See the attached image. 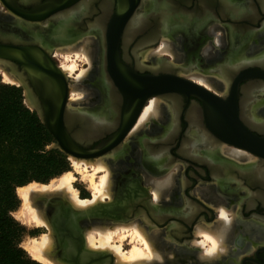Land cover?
Segmentation results:
<instances>
[{
	"label": "flooded vegetation",
	"instance_id": "af4514ba",
	"mask_svg": "<svg viewBox=\"0 0 264 264\" xmlns=\"http://www.w3.org/2000/svg\"><path fill=\"white\" fill-rule=\"evenodd\" d=\"M149 2H152L153 5L147 10ZM80 3L88 5L85 12L79 15L77 19H73L70 25H65L62 31H59L61 27L59 26V16L62 14L60 12L71 6L74 8ZM66 4L68 6L64 8ZM225 5L227 11L224 13ZM118 6L125 8L121 14L116 12ZM242 9L249 10L248 12L251 11L252 15L248 16L244 12L240 15L237 14ZM23 10L27 11L28 17L22 16L21 12ZM159 11L164 12L159 13ZM145 14L147 15L146 26L141 30H135V33L131 35L132 37H128L129 40H126V35L131 33L126 29L128 21ZM160 14H166L168 19L172 20L177 26H182L181 28L184 30L175 31L171 37H167L175 48L178 58L169 59L164 56L165 53L154 54L159 42L162 39H167L164 32L161 31L162 28L158 25L162 19ZM96 21L97 23L100 22L102 28L97 33L90 28L92 23ZM113 21H120L122 26L118 45V59L122 63V68L119 67L118 59L112 56V48H109L106 41L107 36L111 35L108 29H110ZM214 27H218L219 30L213 31ZM263 29L264 8L262 0H0V37L6 39L5 41L0 39V44L13 46L22 54L21 57L24 56L29 62H43L47 76L55 79L56 83H61L66 79L69 98L71 78L70 74L63 70L61 62L64 57L62 58L60 52L71 47V49H79L80 46L78 45L85 37H93L97 40L92 64L87 71V75L83 77V82L88 87L87 94L91 93L90 99L79 101V103L73 105L76 106L75 110L78 107L91 113L96 111L106 114L112 113L111 124H99L97 134H101V137L90 144L89 147L91 148L102 141L109 140L122 127H126L125 135L121 141L115 144L103 158L106 159L105 161L112 170L113 192L110 198L102 202L106 203L110 200H117L119 197L122 198V202H126L129 206L126 213L129 210L137 211L142 216L137 218L141 219L146 225L148 232L151 235H154L156 231L159 233V235L157 233L156 242L164 260L154 259L152 264H158L156 262H159V264H199L200 262H202L200 264H211L212 260V264H264V170L260 175L252 170V167H256V164L264 165V160L257 158L237 159L221 151L219 145H221V149L222 146H233L220 143L212 131L205 127L206 121L202 113L204 103L194 96H190L188 99L183 94H179L177 97L172 95V99L170 97L166 99L157 97L160 98L159 102H161V114L156 117L152 116L149 121H146L147 123H144V127L142 126L138 132L134 133V126L138 123L137 121L144 112V108H147L151 99L156 96L147 99L133 97L131 92H134L133 88H136L133 84L129 85L131 89L127 93V97L119 96L117 94L119 93V87L113 85L109 80L111 75L110 71L107 72V69L113 68L112 70H117L118 74L133 80L137 79L135 75L147 76L154 74L155 71L157 74L167 76L174 75L177 72L178 75L198 83L195 78L197 75L215 78L214 76L218 72L210 71L208 67L213 62L220 60L218 55L221 54L222 56L229 48L240 50V52L244 51L240 54L241 57L251 58L260 55L259 53L264 49ZM55 33H57L56 36ZM147 37L149 38L147 39ZM98 40H101V43ZM141 42L144 43L141 45ZM207 49H212L211 54L216 56L206 53ZM149 55L150 57H148ZM155 56L165 65L162 66L163 64H161V67L150 66L158 60ZM144 57L147 59H144ZM248 60L233 70L232 74L230 73V76L227 77L228 81L226 80L228 82L227 87L223 91H219L220 93H215L224 97V94L229 90L231 79H235L241 74L247 75L248 78L240 80L237 86L241 122L252 133L264 138V126L256 125L248 118L249 114L251 115L250 107L254 102L253 100L252 102L249 101L253 95L257 100L262 98L260 87L264 86L263 76L259 74L249 76L253 73L252 70L255 73L264 71V63ZM139 61H143L146 65H140ZM12 64L14 66H11L8 70L21 83L22 65L15 61ZM23 73L27 77L26 83L32 86V80L27 76V73ZM102 74L109 86L105 90L101 83ZM260 106L264 108V102ZM171 110L176 112L175 127L167 137L163 138L160 134L169 125ZM191 115H196L194 121H192ZM132 118L134 120L131 123ZM193 129L207 134L214 144L217 143L215 144L217 152L223 159L220 161L221 166L216 165L213 168L211 163L201 157L200 152L202 153V150L198 151L199 155L184 152L188 136ZM112 150H115V153L112 154ZM144 152L147 155L161 153L166 161L165 166L161 169L158 168L153 161L145 157ZM175 166L180 167L177 172H175ZM172 169L175 173L174 182L166 186L163 197L158 202H154L151 182L160 179ZM217 176L219 177L217 178ZM40 201L44 204L47 219L52 226V223H54V228H56L58 259L65 262V258L71 252L72 255L79 254L81 244L79 230H81L83 236V230L87 225L83 222L75 224L72 221L58 223V216L64 214L68 205H71L63 196L50 203L43 199ZM219 204L224 205L226 212L229 214L226 213L227 220L224 221L230 229L227 233L229 236L227 235L225 239L227 241H224L223 244L227 249L220 250L219 256L217 254L215 256L207 254V251H205L208 249L209 244L202 247L198 245L199 243L195 245L194 243L203 239V236L197 233L199 226L213 230L223 221L220 219ZM156 218L158 219L156 220ZM61 234H66L70 244L69 248L60 245ZM75 243L78 245H75ZM178 246L180 249H178ZM86 248L88 249L87 246ZM224 250L227 252L224 253ZM163 252L165 253L163 254ZM202 252L203 255L206 254L203 259H201ZM82 254H85V251ZM114 261L113 255L105 256L101 264H116ZM208 261L211 263H208Z\"/></svg>",
	"mask_w": 264,
	"mask_h": 264
},
{
	"label": "bare ground",
	"instance_id": "6f19581e",
	"mask_svg": "<svg viewBox=\"0 0 264 264\" xmlns=\"http://www.w3.org/2000/svg\"><path fill=\"white\" fill-rule=\"evenodd\" d=\"M149 5L147 7V10L153 5L152 2H149ZM262 6L264 8V0H262ZM87 7H88L87 4L80 3L78 6H76L74 8L71 6V7H68L67 9L63 10L62 12H60L62 14L59 16V22H60L59 26H61L59 31H62V29H64L65 25H67V24L70 25L71 21L73 19H77V17L79 15H81L83 12H85ZM164 11H159V13L164 12ZM226 11H227V6L225 5L224 6V13ZM248 11L249 10L246 11V10L242 9V11L237 12V14L240 15V13L244 12V14H247L248 16L252 15V12L251 11L248 12ZM160 15H161L162 19L160 20L158 25L162 28L161 31H162V33L164 32L166 38L167 37L168 38L171 37L175 31H178V30L179 31H184L181 28L182 26H177L176 24H174V22L172 20H170V19H168L166 17V14H164V15L160 14ZM146 18H147V15L145 14V15L139 16L136 19L133 18L130 21H128L126 29L128 30V32H131V33L126 35V37H125L126 40H129L128 37H132L131 35L135 33V30H137V29L141 30L143 27L146 26V23H145ZM56 20H57V18H56ZM77 22H79V21H77ZM99 23H97V21L95 23L93 22L91 27H90L91 29L95 30V33H97L98 31L102 30L101 25ZM71 28H72V26H71ZM212 30L213 31L219 30V28L218 27H214ZM57 33H55V36L57 35ZM67 35H69V34H67ZM148 38L149 37H147V39ZM168 38L167 39H163L162 40L163 42H160L162 44L159 47H157V49H155L154 54L155 55H160L162 53L163 54L164 53H169L173 57L178 58V56H177L178 54L175 51V48L171 44L170 40H168ZM98 41L101 43V40H98ZM147 41H150V40H147ZM143 43L144 42H141L140 44L142 45ZM78 46H80L79 49H81V50H78V48L77 49L76 48L71 49L72 48L71 47V48H68V49H63L60 52V55L62 56V58L64 57V60L65 59H70L71 60V62H70L71 64L70 65L66 66L64 64V66H63L64 72L66 71L70 75H71V72H73L76 69V67H77V61L76 60H79V59H77L80 56L79 54L82 53L83 55L82 54L81 55L83 56L84 60H86L87 62L92 64V58L95 55V51H96L97 40H95L93 37H85L84 39H82L81 43ZM80 51H81V53H80ZM206 53L211 54L212 53V49H207ZM242 53H244V51L240 52V50H234L233 48H229V50H227L222 56H221V54L218 55L219 56L218 58L220 60H218L216 62H213V64H211L208 67L210 69V71H217L218 72V73H216L217 77L214 76L215 78H208L206 76H198L196 74L197 75L196 77L198 78L197 79L198 83H201L202 85H204L208 89H215V90H218V91H221V90L223 91L225 89V87H227V85H228L227 77L230 76V73L232 74L233 70H235L239 66H241V64L243 62H245V61L247 62V61H249L248 59H250V60H254V61H257V62L264 63V49H262L261 53H259L260 55L252 56L251 58L241 57L240 54H242ZM211 55L216 56L214 54H211ZM148 57H150V55ZM156 58L158 59V57H156ZM242 58H243V60H242ZM139 64L140 65L144 64V66L146 65V63H144L143 61H139ZM154 64L152 63V65H150V66H154V67L160 66L161 67V64H163L162 66L165 65L159 59ZM101 71H102V69H101ZM86 72L87 71H82V70L79 72L81 74L76 76V78L78 77L77 81H76L78 83H77L76 86H73V87H75L77 89H80V90L82 89L78 84H80V82L82 81V78L87 75ZM0 74L3 76V78H2L3 81L10 82V83L11 82L15 83L17 81V78L15 76H13L9 72L8 68L3 63H0ZM213 74H214V72H213ZM193 75L195 76V74H193ZM194 76H192V77H194ZM101 81H102L101 83L103 85L104 90L107 87H109L107 85L108 83H107L104 75L101 76ZM42 85L47 86V87H52L51 81H49V80H44L42 82ZM260 88H261L262 98L257 100V98H255V95H253L251 97L249 102H252V100L254 102H253V104L250 107L251 115L249 114L248 118L254 124H256V125L260 124L261 126H264V115H263L264 108L262 106H260V104H262L264 102V86L262 85ZM72 90H73V88H72ZM85 92H88V91H85ZM117 94H119V93H117ZM70 95H72V94H70ZM78 95L80 96L81 94H78ZM90 95H91V93H89V94L86 93L82 97H79V98L77 97V99L75 97V99L77 100V102L83 101V100L88 101L90 99ZM72 97H74V96H72ZM106 98H107V96H106ZM170 98L172 99V97H170ZM159 99L160 98H157V97L152 98L151 101L149 102L150 105L147 108H144L145 109V110H143L144 112L141 114V116L139 115L140 118L138 119L139 121H137L138 123L136 124V126H134V129H133L134 133L138 132V130L141 129V127L143 125H145L144 123L146 121H149V119L152 116L156 117V116L161 114V112H160V103L161 102H159L160 101ZM173 99H175V98H173ZM70 100L73 101L74 99L72 100V98H71ZM70 100H69V102H70ZM259 111L262 113V115H261V113ZM169 115H170L169 116V125H168L167 129L164 132H162V134H160V135H162L161 137H163V138L167 137L169 132L172 129H174V127H175L176 112L174 110H171ZM191 116H192L191 117L192 121H194V118L196 117V115H191ZM70 118L74 122H77V123L80 124V126H82V131L85 132L86 135L95 136V135H97V131H99V124H101V125H109V124H111V122H112V113L109 112V114H106V113H102V112H99V111H96L95 113H91V112H89L87 110H81V109H79L77 107L76 110L70 115ZM113 119H114V117H113ZM153 119L156 120V118H153ZM156 121H158V120H156ZM215 144H217V143H215ZM215 144L213 143V140L207 134L202 133V132H200V131H198L196 129H193L190 132L189 136H188V140H187L184 152H189V153H194V154L197 153L196 155H199L198 151L202 150V153L200 152L201 157H203L205 160H207L209 163H211V165L214 168L216 165H220V166L222 165L220 163L222 158L219 156V154L217 152L218 150H217V147L215 146ZM222 145H224V144H222ZM219 146H220L219 148H220L221 151H224L225 154L231 155L234 158H237V159H240V158L253 159L254 158V157H252L251 154H249V153H247L245 151L237 150L234 147H227V146L223 147L222 146V149H221V145H219ZM146 148L148 150H150L148 147H146ZM144 154H145V157L147 159H150L151 161H153V163L158 168L161 169V168H163L165 166L166 161L162 157L161 153H157L156 155H151V154L147 155L144 152ZM106 158H108V157H106ZM71 160H72L71 162H72L73 170H68V171L64 172L58 178L53 179L50 183L46 184V183L31 182V183H28L26 185L19 186L18 189H17L18 196L23 201L22 202L23 203V207H22L23 209H21V212H19V214L17 215V218L21 219L23 222H26V224H34L36 226H41V227L43 226V227H46V228L49 229V233L48 234H41L40 237L37 236V237L32 238L31 242L27 243V245L25 246V248L28 250V252L31 255V257L34 258L35 260L41 262L42 264H68V263L62 262L61 260L58 259V253H57V251H58L57 243L58 242L56 241V239L54 237V232L51 229V224H50L49 220L47 219V216H46V213H45L44 204L42 203V201H40L42 199V197H47V196H51V195H61L74 208L81 209V208H86V207H89L91 205H94V204H97L99 202H102L104 197H107V196L111 197L112 196L111 195L112 192H113L112 188H111L112 187V182H113L112 170H111V167L109 166V164L107 163V161H105L106 159L104 160L103 157H100V158H98V160L96 159L95 161L91 162V161H87L85 159H77V158L71 157ZM169 163H171V162H169ZM173 164L175 165V163H173ZM259 167H261L262 169L259 168ZM177 168H179V166H175V169H177ZM173 170L174 169L168 171V173L165 174L160 179L153 180L151 182L152 185H153V189H151V190L153 191L152 193L154 195V198H153L154 202L155 201L158 202V200H160L163 197L162 196L163 193H164L163 191H165L166 186H168V185H170L171 183L174 182L175 173H174ZM252 170L257 175H260L262 173V170H264V165L256 164V167H252ZM101 172H103V174L100 175L98 177V180H97L96 179L97 178V174L101 173ZM77 174H80L83 177L82 180L86 179L88 181V183L90 185V188L92 189V191H91L92 192V198L91 199L90 198H82V197H80L78 190L74 186V182L77 181L76 180L77 179V177H76ZM218 177L219 176H217V178ZM224 180L226 181L227 179H224ZM149 181H150V179H149ZM172 187H174V186H172ZM169 188H170V186H169ZM210 194H211V192H210ZM118 196H120V195H118ZM212 205H213V203H212ZM218 208H219V214H220V217H221L220 219H222L223 221H221L218 224V226L216 227V229H213V230L210 229V228L206 229L204 227L199 226L197 228V233L201 234L203 236V239L200 240V241H198L196 239L198 241V242L196 241V243L193 242L194 240L192 241L194 243V245L199 243L198 245H201L202 247L205 244H209L208 249H212L214 247L213 242H215L214 251L210 254V255H215V256H216V254L218 255L220 250L223 251V249L226 248V247H224L223 244H224V241L226 239V236L227 235L229 236V234H227V233L229 231L228 229H230V227L228 228L227 223L224 221L225 219L221 215L222 212L226 216L228 214L226 212V210H225V206L219 204ZM174 213H176V212H174ZM231 213H233V212H231ZM148 214L150 215V213H148ZM188 214H189V212H188ZM236 215H237V213H236ZM140 217H142V216H140ZM157 217H159V216H157ZM160 217L162 218V216H160ZM150 218L152 219V217H150ZM153 219H155V218H153ZM157 219L158 218H156V220ZM203 224H205V223H203ZM231 224H233V223H231ZM145 226L146 225L141 221V219L139 220V218H136L135 220L129 221V222H121V221H118V222H113V221L93 222V223L89 224L88 228L86 227V231L83 233V237H84V240H85V244H86V246L88 247L89 250L110 252L111 255L114 256V259H115L114 262H116V264H152L154 259L164 260V257L162 255V253L159 251V249H158L159 246H158V244L156 242L157 233L158 232L155 230L156 231L155 234L151 235V234H149L148 229ZM157 226L159 227L158 224H157ZM160 229H162V228H160ZM232 229H234V228H232ZM158 235H159V233H158ZM208 238H210V239H208ZM125 240H128V242H129L128 244H130V249H128V250H125L124 247H123L124 246L123 244H124ZM161 242H162V240H161ZM75 245H78V244L75 243ZM230 245H231V243H230ZM199 248H200V246H199ZM178 249H180L179 246H178ZM208 249H206L205 251L208 252ZM229 249H230V247H229ZM231 249H232V247H231ZM200 250H202V249H200ZM171 251H172V249H171ZM238 251H239V248H238ZM238 251H237V253H238ZM226 252L227 251H225L224 253H226ZM164 253L165 252H163V254ZM201 254H202L201 259H203V256L206 255V254L204 253V255H203V252ZM68 255H70V254H68ZM236 256H238V255H236ZM170 257H172V256H170ZM198 258L200 259V257H198ZM204 258H206V257H204ZM208 259H210V258H208ZM211 259H213V258H211ZM211 262L213 263V260ZM211 262L208 261V263H211ZM229 262H231V261H229ZM156 263L159 264V262H156ZM200 263H202V262H200ZM234 263H235V261H234Z\"/></svg>",
	"mask_w": 264,
	"mask_h": 264
},
{
	"label": "water",
	"instance_id": "95a60500",
	"mask_svg": "<svg viewBox=\"0 0 264 264\" xmlns=\"http://www.w3.org/2000/svg\"><path fill=\"white\" fill-rule=\"evenodd\" d=\"M68 4L64 6L66 8ZM117 14L124 11V7H117ZM135 10V9H134ZM133 10V11H134ZM23 17H28L27 11L21 12ZM110 34L107 36L109 48H112V56L119 58L118 45L120 42L122 26L120 21L111 24ZM107 30V31H108ZM1 40L3 37H0ZM13 47L6 44H0V63L6 65L7 68L14 66L12 63L15 61L22 65L23 72L32 80V86L26 83L27 77L22 72L21 84L24 87L25 101L27 106L36 111L42 123L53 136L54 142L51 147L59 149L64 152L68 157L77 159H85L87 161H95L100 157H105L112 147L121 141L125 135L126 127H122L113 137L107 141H102L95 147H89L90 144L101 137V134L95 136H88L82 131V126L74 122L70 115L75 111L73 104L69 103V89L66 84V79L61 83H56L55 79L48 77L45 71L43 62H33L26 60L22 54ZM119 67H123L118 59ZM113 69V68H112ZM107 69L110 71V81L113 85L118 86L119 96L127 97L129 93V85H134L135 91L131 92L133 97L140 99H147L148 97L156 96L161 99H166L175 95L183 94L186 99L190 96L201 99L204 103L203 118L206 121L205 127L210 129L214 136L218 138L219 142L242 149L254 158L264 160V138L252 133L242 122L241 113L238 109V90L237 86L240 80H243L247 75L241 74L235 79H231L229 83V90L221 97L213 90L208 89L202 84L196 83L188 78L178 75H160L156 71L152 75L139 76L135 75L138 79H127L125 76L118 74L117 70ZM251 72V71H250ZM252 74H259L264 77V71ZM109 77V76H108ZM44 80L51 81L52 87L42 85ZM81 107V106H80ZM84 108V107H81ZM131 123L134 118L131 119ZM130 123V124H131ZM253 128V127H252ZM112 150V154L115 153ZM61 195H51L42 197L47 203L57 201ZM126 202H122V198L109 202H99L86 208L76 209L72 205H68L66 212L58 216V223L65 221L73 222L75 224L84 223L89 225L93 222L113 221L124 222L130 219L137 218L140 214L137 211L129 210L126 213ZM70 221H69V220ZM52 231L55 233L54 223H52ZM58 231V230H57ZM80 232V251L79 254L68 255L65 262L68 264H101L105 256H111V253L102 251L89 250L84 244V238ZM60 245L67 248L70 247L66 234H61ZM85 251V254L82 252Z\"/></svg>",
	"mask_w": 264,
	"mask_h": 264
},
{
	"label": "trees",
	"instance_id": "16d2710c",
	"mask_svg": "<svg viewBox=\"0 0 264 264\" xmlns=\"http://www.w3.org/2000/svg\"><path fill=\"white\" fill-rule=\"evenodd\" d=\"M53 142L21 88L0 83V264H42L20 246L24 229L9 212L19 205V186L45 183L69 170L68 156L48 149Z\"/></svg>",
	"mask_w": 264,
	"mask_h": 264
},
{
	"label": "rangeland",
	"instance_id": "374dc122",
	"mask_svg": "<svg viewBox=\"0 0 264 264\" xmlns=\"http://www.w3.org/2000/svg\"><path fill=\"white\" fill-rule=\"evenodd\" d=\"M163 40V39H162ZM160 41V42H163V41ZM159 42V45H158V47L162 44V43H160ZM78 50H81V49H78ZM80 53H81V51H80ZM82 54V53H81ZM81 54H79L80 56L77 58V59H79V60H76L77 61V67H76V69L73 71V72H71V75H70V78H71V81H70V94H72V95H70V98H69V100L72 98V100L73 101H71L70 100V102L69 103H72V104H75V103H77V97L79 98V97H82L83 95H85L87 92H85V91H88V87L84 84V82H83V78H82V81L80 82V84H78L82 89L80 90V89H77V88H75V87H73V86H76L77 85V83L78 82H76L77 81V78H76V76H78V75H80L81 73H79L81 70L82 71H88V69H89V67L91 66V64L89 63V62H87L86 60H84V58H83V54L81 55ZM163 54V53H162ZM166 55H164L165 57H167V58H174L173 56L171 57V55L169 54V53H165ZM82 61H81V60ZM144 59H147L146 57H144ZM68 60V61H67ZM71 60L70 59H63L62 60V65L64 66V64L67 66V65H70L71 63ZM79 73V74H78ZM87 73V72H86ZM3 76L0 74V83H2V84H7V85H11V86H15V87H18V88H21V91H22V96H23V99H24V102H25V104L27 105L28 103L25 101V99H26V97H25V91H24V88L22 87V85H21V83H19V82H15V83H10V82H6V81H3ZM76 78V79H75ZM196 79H198L197 77H195ZM72 88H73V90H72ZM78 90V91H77ZM214 92H217V93H220L218 90H215V89H212ZM83 91V92H82ZM80 92V93H79ZM85 92V93H84ZM75 93V94H74ZM83 94L82 96L80 95H78V94ZM76 95V96H75ZM72 96H74V97H72ZM75 97H76V99H75ZM76 101V102H75ZM74 102V103H73ZM79 103V102H78ZM52 145V144H51ZM51 145H49L48 146V149H52V147H51ZM67 159H68V161H69V170H73V166H72V160H71V157H67ZM98 160V159H97ZM110 166V165H109ZM180 168V167H179ZM179 168H177V169H175V172H177L178 171V169ZM103 174V172H101V173H98L97 174V180H98V177L100 176V175H102ZM59 177V176H58ZM58 177H55V178H53V179H56V178H58ZM76 177H77V181H75L74 182V186H75V188L78 190V192H79V195H80V197H82V198H92V189L90 188V185H89V183H88V181L86 180V179H83L82 180V176L80 175V174H77L76 175ZM53 179H51V180H49L48 182H45L46 184H48V183H50ZM33 182H36V181H33ZM87 182V183H86ZM31 183V182H30ZM37 183H41V182H37ZM112 185H113V182H112ZM112 188V187H111ZM18 189V188H17ZM17 189H16V193H17ZM17 196H18V193H17ZM18 198H19V205H18V207L15 209V210H13V211H10L9 212V215L17 222V223H19L22 227H23V232H22V235H21V238H20V240H19V244H20V246L21 247H24V249L28 252V250L25 248V246L27 245V243H30L31 242V239L32 238H34V237H40V235L41 234H48L49 233V229L48 228H46V227H41V226H36V225H34V224H26V222H23L21 219H19V218H17V215L19 214V212H21V209H23L22 207H23V201H22V199H20V197L18 196ZM107 198H110V197H104V199L103 200H106ZM87 228L89 227V225H87L86 226ZM86 227L84 228V230H83V233L86 231ZM150 234V233H149ZM129 242H128V240H125L124 241V249L125 250H128V249H130V244H128ZM28 254H29V252H28ZM30 255V254H29ZM31 256V255H30Z\"/></svg>",
	"mask_w": 264,
	"mask_h": 264
},
{
	"label": "snow or ice",
	"instance_id": "6c2138e0",
	"mask_svg": "<svg viewBox=\"0 0 264 264\" xmlns=\"http://www.w3.org/2000/svg\"><path fill=\"white\" fill-rule=\"evenodd\" d=\"M221 215L223 216V218H224L225 220H227V216L224 215L223 212L221 213ZM208 239H210V238H208ZM213 245H214V247H215V242H213ZM214 247H213L212 249H208L207 254H211V253L214 251Z\"/></svg>",
	"mask_w": 264,
	"mask_h": 264
}]
</instances>
